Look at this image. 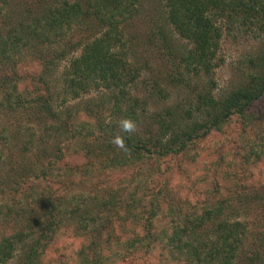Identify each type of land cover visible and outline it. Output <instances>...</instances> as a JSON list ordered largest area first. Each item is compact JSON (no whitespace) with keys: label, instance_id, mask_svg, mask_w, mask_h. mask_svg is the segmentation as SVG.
Returning a JSON list of instances; mask_svg holds the SVG:
<instances>
[{"label":"trees","instance_id":"trees-1","mask_svg":"<svg viewBox=\"0 0 264 264\" xmlns=\"http://www.w3.org/2000/svg\"><path fill=\"white\" fill-rule=\"evenodd\" d=\"M163 2L172 34L186 43L165 83L187 89L199 78L206 84L195 83L187 100L162 112H151L148 100L165 103L170 94L156 81L141 87V68L123 49L120 25L137 0H39L28 22L10 27L5 16L0 23V264H43L46 250L66 228L83 239L78 264H134L154 252L175 264H264V198L252 221L223 215L235 209L225 199L200 213L176 215L170 172L163 168L232 122H240L242 133L264 126V51L249 58V73L232 89L218 90L213 79L222 25L261 24L264 0ZM8 5L0 0V14ZM164 40L168 44L171 37ZM78 48L80 55L68 59L54 80L60 87L54 96L52 71ZM32 55L41 69L31 78V91L20 90L25 81L16 72L20 57ZM84 94L91 100L80 113L59 111ZM25 114L28 127L12 120L6 136L9 117ZM123 119L135 123V132L121 130ZM29 125L42 126L43 136L35 138ZM60 136L75 143L61 144ZM116 136L125 149L112 143ZM247 148L246 159L264 157L263 138ZM65 152L81 156L83 164L68 165ZM136 168L155 186L159 182L157 188L123 194L96 185L83 193L61 182L53 189L54 180L67 175L87 179L91 170ZM163 216L169 227L157 226Z\"/></svg>","mask_w":264,"mask_h":264},{"label":"rangeland","instance_id":"rangeland-1","mask_svg":"<svg viewBox=\"0 0 264 264\" xmlns=\"http://www.w3.org/2000/svg\"><path fill=\"white\" fill-rule=\"evenodd\" d=\"M32 1L9 0V5L0 14V23L5 21L6 17L7 21L10 19V27L16 26L19 20L28 22L29 15L32 16L34 11L38 9L35 2L39 0ZM260 23L257 22L244 28H238L227 23L222 25L223 32L218 52L219 67L213 74L218 90H229L242 83L249 73V58L264 51V20H261ZM120 29H122L123 34V49L129 58V62L141 68L140 86L143 87L145 84L148 86L152 81H156L161 88L166 89L170 94L169 101L165 103L159 98L149 99L151 112H162L168 107L182 104L189 98L192 89L195 90L198 86V84L194 86L195 83L206 84L203 79L200 80L199 78H195L187 89L171 86L167 80L165 83L166 76L170 75L177 66L175 65L177 63L176 57L186 46V43L177 35L172 34L171 28L167 25L163 0H137L134 13L128 20L122 22ZM90 32H95V29ZM165 37L166 39L171 37V41L167 40L168 44L164 40ZM71 50L68 52L67 59L61 61L52 71L53 91H51L54 96H58L60 92V87L56 85L54 80L67 66L68 59L80 55V48ZM20 59L21 66L16 72L25 81L19 89L31 91L35 86L31 78L39 73L40 64L34 55L25 58L20 57ZM10 71L11 68L6 69V73L10 74ZM139 96L142 98L144 95L139 94ZM88 99L91 100V97L84 94L76 100H67L64 108L59 109V111H81L86 105V101H89ZM260 106L264 108V99ZM12 120H14L13 122L19 121L21 127L24 125L28 127L31 119L27 114L20 117H9L6 135L8 137L11 135L9 133L14 125H12ZM81 120L79 118L78 122ZM78 122L76 124H79ZM29 127L36 130L35 138H38L39 135L43 136L42 126L29 125ZM261 138L264 139V126L242 133L240 122L235 121L224 128L222 132L213 133L197 142L193 146V150H190L185 156L165 164L163 168L170 172V190L171 196L174 198L172 206L177 210L175 214L184 216L192 212L200 213L202 210L211 209L217 200L225 199L231 200L230 204L235 209L225 210L223 215L231 219L254 220L258 214L256 210L257 201L260 202V198H264V157L258 161L253 156L246 159V156L249 152L247 147L252 144H259ZM14 143H17V140H14ZM60 143L75 142L66 141L64 136H60ZM21 144L18 141V145ZM68 148H73V146L70 145ZM255 149L258 150V148ZM33 154L34 152L31 154V158ZM28 157L29 154L26 159ZM63 161L70 166L81 165L84 162L81 156L66 155V152ZM29 162L31 163V160ZM145 174V170L139 168L136 170H106L105 173H94V170H91L90 177L87 179L78 175H67L65 179L56 178L53 189L59 190V184L64 182L66 189L83 193L92 190L93 186L96 185L99 188L118 189L123 194H129L134 190L136 192L153 190L155 184L147 179ZM170 215L171 213H168L167 217ZM158 220V227L170 226V221L165 216ZM82 243L83 239L75 237L71 229H62L46 250L43 256V264H78L77 253ZM134 264L175 263L166 257H162L158 252H154L150 258Z\"/></svg>","mask_w":264,"mask_h":264},{"label":"clouds","instance_id":"clouds-1","mask_svg":"<svg viewBox=\"0 0 264 264\" xmlns=\"http://www.w3.org/2000/svg\"><path fill=\"white\" fill-rule=\"evenodd\" d=\"M119 126L121 130L125 133H133L136 130V125L135 123L130 120V119H123L119 122ZM112 143L117 146L118 148L125 149V143L124 139L120 136H116L113 140Z\"/></svg>","mask_w":264,"mask_h":264}]
</instances>
